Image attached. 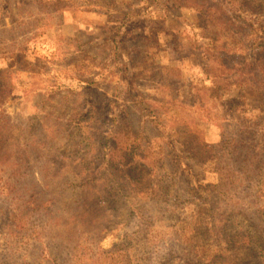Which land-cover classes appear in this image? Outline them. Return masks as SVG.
I'll use <instances>...</instances> for the list:
<instances>
[{
  "label": "rangeland",
  "instance_id": "374dc122",
  "mask_svg": "<svg viewBox=\"0 0 264 264\" xmlns=\"http://www.w3.org/2000/svg\"><path fill=\"white\" fill-rule=\"evenodd\" d=\"M111 1L0 0V264H48L41 251L56 264H264V149L253 159L232 147L253 138L264 146V89L244 91L249 106L235 112L197 96L191 83L201 87L207 71L191 55L192 33L183 34L185 57L176 61L165 33L151 40L150 54L169 69L151 73L159 62L152 57L131 69L122 48L100 66V49L120 26L112 15L150 0ZM159 9L133 20L149 32ZM149 103L189 143L191 156L179 159L192 171H172L171 149L165 165L135 152L115 169L125 106L136 127L140 113L147 117V133L160 143ZM135 161L147 173H129ZM30 176L50 186L43 225L28 220L33 210L16 206L11 192Z\"/></svg>",
  "mask_w": 264,
  "mask_h": 264
},
{
  "label": "trees",
  "instance_id": "16d2710c",
  "mask_svg": "<svg viewBox=\"0 0 264 264\" xmlns=\"http://www.w3.org/2000/svg\"><path fill=\"white\" fill-rule=\"evenodd\" d=\"M111 3L117 4V1L112 0ZM151 6L160 9L154 15V22L151 17L149 32H146V28L141 26V21H134L133 19L141 15L142 9L148 10ZM112 17L118 18L120 26L117 27L118 32L113 36V40H108L106 48L100 49L101 55L98 59L100 66H105L110 58L117 54V50L122 48L127 65L131 66V69L139 63L141 57L144 60L152 57L159 61L158 64L150 67L151 73H154L153 69H157L159 72L162 69H169L171 68L170 64L163 63L160 58L150 54L149 45L151 40H153V37H158L160 33H165L168 36L165 47L167 57L170 61H176L185 57L184 51L188 43L183 42L182 39L185 38L183 34L189 36L192 33L198 37L194 40L191 39L193 48L191 55L196 60L200 58V61L197 62L203 63V67L207 71L206 80L203 78L204 82L202 81L201 87L197 88L198 85H195V81L191 83V86H195L197 96L207 95L218 110L223 108L235 112L246 110L249 106L244 91L264 89V2L261 3L258 0H150L149 3L143 6L117 12ZM138 27H140L139 31ZM138 47L141 51L139 59ZM91 48L88 49V52L91 51ZM168 48L171 54L168 53ZM199 51H202L203 54L199 55ZM89 55L91 56L92 53H89ZM5 71L8 72L7 68ZM195 76H197L196 73L194 80ZM87 79L90 81L89 77ZM165 81L169 84L173 82L172 79L166 78ZM235 85L240 87V89L238 88L240 91H237V93L233 92ZM51 90L53 91V88ZM56 94L58 95V93ZM44 95L49 96L50 94L45 92L42 93L41 97ZM128 108V105L125 106L123 113H121V116L127 120L123 129L119 126L115 132L116 137H120V141L123 142L121 146L123 153L112 152L113 157L110 159L114 161L116 170L121 169L116 162H122L121 160H124L125 157V162H122L125 169L127 162H130L126 161L127 157L135 152L134 158H137V160L147 161V163L150 162V164H157L158 166L159 164H161L160 166L165 165V153L171 149L167 158L171 165L170 168L173 169L172 171L179 173L192 171L189 164L179 159L185 155V152H187L188 157L191 156V150L187 148L189 143L183 141L177 135L176 128H167V125H164L162 120L158 119L160 116L157 114L158 109L155 105L149 103L147 108L153 113L149 121L155 123L154 127L156 131L158 130L156 134L160 138V143H153L154 137H150L147 133L145 128L147 117L140 113L139 116L143 122H140L139 117L136 127L131 122L133 111L131 109L127 110ZM79 116L84 117L85 115L79 113ZM160 126L161 128H159ZM121 130L123 133H121ZM254 140L256 139H246V144L242 148L239 146L241 143L234 142L232 147L234 150H240L241 154H251L254 159L264 149V146L260 147L259 142L253 144ZM138 156L142 159H138ZM23 161L17 163L19 168L16 170V174L18 176L21 175L19 169ZM138 162H133V167L130 166L129 173H132L133 169L137 173H147L139 168ZM85 168L88 169L89 166ZM101 171L102 167L100 168ZM89 173L94 172L89 171ZM86 176L83 178L88 184L91 175ZM94 178L95 175L92 179L94 180ZM49 189L50 186L44 178L39 181L37 177L30 176L29 182L20 180L11 190L18 198L16 206L28 205L29 209L33 210V214L28 218L31 223L43 225L48 220V214L45 213L47 207L42 195H46ZM23 196H26V198ZM7 199L9 198L7 197ZM7 210L5 209V211ZM82 213H84V209L80 211V214ZM9 219L10 216H7V222ZM10 225L12 224L10 223ZM16 233L17 230L12 229V235ZM236 242H238L236 236L230 238V243ZM32 249H37V247L32 246ZM16 252L18 253L17 250ZM46 254V251L45 253L40 252V256L44 257L48 264H56L57 258H48ZM22 264H35V261L24 259Z\"/></svg>",
  "mask_w": 264,
  "mask_h": 264
}]
</instances>
